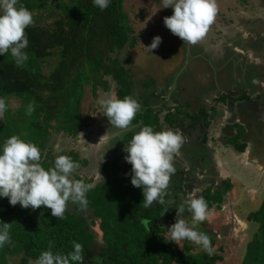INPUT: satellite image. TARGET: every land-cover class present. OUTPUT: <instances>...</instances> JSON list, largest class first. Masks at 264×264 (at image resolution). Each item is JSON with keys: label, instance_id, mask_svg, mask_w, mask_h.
I'll return each instance as SVG.
<instances>
[{"label": "trees", "instance_id": "obj_1", "mask_svg": "<svg viewBox=\"0 0 264 264\" xmlns=\"http://www.w3.org/2000/svg\"><path fill=\"white\" fill-rule=\"evenodd\" d=\"M125 2L112 0L109 8L102 11L92 0H20L33 13L35 22L26 29L29 59L23 66L18 67L10 53L0 56V97L8 105L0 121V145L13 135L31 141L42 152V165L51 167L54 158L47 148L53 132L62 130L74 136L83 127H88L90 117L83 116L81 109L87 85H92L94 91L99 85L107 90L110 85L105 77L112 75L117 82V97L132 96L130 74L114 57L127 45L134 48L138 43ZM55 11L59 13L53 22L43 21V15H52ZM247 25L250 36L239 35L234 43L240 49L254 51L261 57L264 52V21L247 20ZM228 48L229 52H233L229 56L234 55L235 63L231 74L237 78L238 84L246 88L237 97L224 92L215 100L224 105L227 99H251L249 92L258 89L264 78V65L250 61L232 47ZM47 66L50 67L49 72L46 71ZM12 98L21 101L17 115L9 103ZM30 102H34L35 110L29 116L26 109ZM163 109L166 110V107ZM164 110L146 109L139 116V120L144 122L142 127L151 125L155 131L165 130L159 115ZM176 114L179 113L169 111L166 122L175 124L178 121ZM195 117L197 121L205 118L204 124L209 126L211 114L206 109H200ZM147 118L151 121L146 122ZM241 134L232 136L229 142L243 151L246 144L240 141ZM208 140L207 136L201 144L205 145L209 155L213 150L207 146ZM196 146L187 148V153H195ZM76 154L73 151L69 156L80 164L82 160H78ZM193 159L189 175L196 179L198 163L196 158ZM122 160L123 157H117L105 161L102 166L103 181L88 193L86 208L100 219L103 239L107 244L102 251L107 259L100 264H217L224 261L225 247L219 245L218 238L210 232L208 235L215 248V254L211 256L192 242L184 241L182 246L169 242L167 229L175 222V208L179 204H173L165 217L161 216L163 205L157 207V202L145 208L142 189L131 184L132 166ZM209 162L205 159L200 165L201 171ZM186 173L185 168L177 170L176 176L181 175L178 185L183 184ZM229 189V185L215 191L210 187L201 196L206 199L209 208L214 204L220 208ZM73 208L65 212L64 218L58 219L45 206L33 211L19 204L10 205L8 198L0 199V221L11 224L12 237L11 244L0 249V264H11L12 258L20 256L21 264H34L50 243L54 246L53 251L66 253L71 250L72 241L81 243L85 248V264H97L88 258V251L94 244L89 224L82 214L77 213L81 207L74 204ZM185 213L191 215L187 208ZM251 220L260 224L261 231L249 244L243 264H264V202L260 210L252 214Z\"/></svg>", "mask_w": 264, "mask_h": 264}, {"label": "clouds", "instance_id": "obj_2", "mask_svg": "<svg viewBox=\"0 0 264 264\" xmlns=\"http://www.w3.org/2000/svg\"><path fill=\"white\" fill-rule=\"evenodd\" d=\"M92 2L103 11L109 8L112 0ZM162 3V8L173 9V14L164 18L165 26L184 43L191 45L207 35L218 13L216 0H162ZM34 22L33 13L20 0H0V56L10 53L16 65L23 66L29 59L26 29ZM161 43L162 37L157 35L146 48L152 52ZM98 104L110 125L125 131L130 129L142 108L132 96L120 99L106 95ZM7 110L5 99L0 97V118ZM34 110L35 104L30 102L27 115L30 116ZM183 143L179 132L172 129L155 131L151 125L143 126L126 143L127 155L124 159L132 166L131 184L142 189L145 208L154 206V202L165 205L161 216L175 203L170 198L169 185L176 172L174 155L179 153ZM79 167V162L71 156L58 155L53 165L45 168L40 148L31 141L13 135L0 145V199L8 198L10 205L19 204L33 211L45 206L51 209L53 217L62 219L70 203L86 208L89 204L88 193L95 187L93 183L75 179ZM186 208L191 213V222L184 218ZM175 210V222L167 229V240L178 245L181 241H189L209 256L215 254L210 236L196 229L198 223L210 220L213 215L206 199L203 196L194 197L176 206ZM10 232L11 224L0 221V249L11 244ZM71 245V250L65 253L53 251L54 246L50 243L34 264H85L83 245L76 241H72Z\"/></svg>", "mask_w": 264, "mask_h": 264}, {"label": "rangeland", "instance_id": "obj_3", "mask_svg": "<svg viewBox=\"0 0 264 264\" xmlns=\"http://www.w3.org/2000/svg\"><path fill=\"white\" fill-rule=\"evenodd\" d=\"M216 2L218 13L215 23L210 27L207 35L203 39L209 43V40H212L213 37H217L218 45H220L221 48L219 47L215 51L210 50V52L205 54V57L201 51L206 52V50L199 48L200 45L203 44L202 42L200 45L198 43L195 45H191L187 42L184 43L178 36L172 34L165 26L164 18L171 16L173 14V9L170 7L162 8V0H126V12L130 16L135 35L138 37V43L134 48L127 45L123 50L114 54V57L119 59V64L125 67L126 71L130 74L133 81L132 97L142 105V108L133 119L130 129L126 131L124 130L122 136H119V139L123 140L115 139L112 143L113 139L111 137L109 139L111 140V144L118 149L119 154L124 153L121 156L125 157L127 155L125 152L126 143L130 142L132 135L138 132L142 128V124H144V122L139 120V116L141 117L146 109L151 107L154 109L153 103L157 104L160 101L156 98H160L162 102V97H164L168 101V93L166 92L170 93L169 96L174 95L173 97L179 98L181 92L178 88L181 82H186L188 85H192L194 82L196 83L197 78L200 76L206 77V80H204L206 84H203L202 90L206 91V94L214 92V97H212L214 101H217L218 97L224 92L233 96L240 91L237 78L231 75L235 68L233 60L234 55L232 57L229 56V54H232L233 52H229L228 47H230V45L226 43L233 37L237 38L241 33L246 34L245 36L247 37L249 34L247 32V19L248 21L259 19L264 21V0H216ZM57 11L52 15H43V21L46 23L53 22L58 16L59 12ZM220 21L225 23V25L218 29L217 24H219ZM222 32H225V34L220 37L219 33ZM157 35L162 37V43L151 52L146 47L151 44L153 38ZM232 44H234V42H232L231 45ZM224 45L228 46L222 49ZM198 53L202 56L195 62L194 57ZM243 55L248 57L250 61H255L257 63L263 60L254 59L249 51H245ZM49 70L50 67L47 66L46 71L49 72ZM247 74H249V72ZM204 77L202 79H204ZM105 79L109 81L110 85L107 90L101 85L98 87L96 86V91L93 90L92 85L86 86L81 109L83 116L90 117L87 126H91L98 116H100V119L102 116L103 119L106 120L110 130H112L113 126L110 125L108 118L100 112L101 108L98 101L105 98L106 95L116 94L117 82L112 75L106 76ZM202 79L200 78L199 81ZM214 79H220L218 82L220 87H213L212 89V82ZM171 82H174L178 86L175 87V90L170 89L168 91L165 87L169 86ZM110 88L115 91L112 92V89L110 90ZM166 100H163V102L165 101L163 107L169 106ZM9 103L15 115H17V109L21 105L20 99L12 98ZM208 104L209 103L207 102V105ZM155 110L157 111V108H155ZM162 110L164 109L162 108ZM1 119H3V117L0 118V121ZM150 121L151 119L147 118L146 122ZM84 129L85 128L83 127L81 132ZM91 134L92 129L86 135H89L88 137H90ZM214 138H209L208 144L210 139H212L220 147L223 137L217 136ZM83 139L85 138L84 136L81 138L80 133L74 136H69L65 131L55 130L49 138L47 149L51 151V156L54 159L58 155L69 156L70 152H77L79 154H76L77 159L82 161L86 160V162L82 163L81 161L79 169L76 170L75 179L92 181V173L95 172H93L91 168H96L105 157L109 156L111 149L110 141L106 144L108 148L106 146H101L99 145L100 143H98L95 150L87 151L86 147H82V144L85 141L87 142L88 138L85 140ZM214 146H212V148L210 147V149H213ZM222 151H225L224 148ZM227 153L229 155L230 149L227 150ZM115 154H112V156ZM225 165L230 167L228 162H226ZM227 182L234 183L235 180L231 178ZM206 190L207 188L204 191ZM237 191H239V195H241L244 200V203L241 204V211L244 212L242 215L246 217L248 213H255L260 210L262 206L261 204L263 203L262 199H264V189L261 196L256 200L252 199L245 189L240 188L239 184L237 185ZM71 207H74V204L70 203L68 209H72ZM80 210H82V208ZM84 210L86 209L84 208ZM184 218L191 222V215L184 216ZM98 224L99 221L92 228L93 231H97L96 228L98 227ZM205 224L209 231L212 232V230H214V227L209 225L207 221L198 223L196 229L209 234L206 231ZM260 231V224L252 222L247 231L248 234L246 239H250L251 241L254 237L257 238ZM183 244L184 241H181L180 245L182 246ZM218 244L225 247V259L217 264H243L249 247L248 242L241 245H236L234 243L235 245L231 246V244L226 242V239L224 242L218 238ZM20 259L21 256L18 258H12L11 264H21Z\"/></svg>", "mask_w": 264, "mask_h": 264}, {"label": "crops", "instance_id": "obj_4", "mask_svg": "<svg viewBox=\"0 0 264 264\" xmlns=\"http://www.w3.org/2000/svg\"><path fill=\"white\" fill-rule=\"evenodd\" d=\"M262 18V17H260ZM264 18V17H263ZM247 19V18H246ZM248 20V19H247ZM225 23L222 21L217 24V28H221L224 26ZM220 37H222L225 32L219 33ZM242 37H244L246 34H240ZM218 36V35H217ZM250 36V34L247 35V37ZM245 36V38H247ZM235 40H238L237 38H231L226 44H229L230 47H232L234 50L244 53L245 50L240 49L237 45L232 44V42H235ZM210 42H206V40L202 39L201 41L198 42L200 45L201 42L203 44L200 45L199 48L202 50H206V52L201 51V53L205 54L207 52H210V50L215 51L217 48H221L220 45H218L217 37H213L212 40H209ZM228 45H224V47H227ZM254 59H260L264 60L263 53L261 54V57L259 55H256L254 51H249ZM202 55L201 54H196L194 57V61L198 58H200ZM263 56V57H262ZM206 57V56H205ZM260 61L259 64L264 65V62ZM255 62V61H252ZM233 77L234 75L231 74ZM204 76H200L197 78L196 83L192 85H188L186 82H181L180 86L178 89H180V97L175 98L172 96H169L170 93H168V101L162 97V102L160 98L159 103L155 104L153 103L154 109L157 108V110H161L163 108V105L165 104V101L169 104V106L166 107V110L161 112L160 119L165 127L164 129H172L174 131L179 132V134L184 133L186 136L189 137V142L188 145L191 148L193 146H196V150L194 151L195 153H191L189 151V154L187 153L186 156V164L185 167L187 168H192L191 163L193 162V158H196L195 160L197 161L198 165H196V177H199L201 174V168L200 165L205 161V159H208V154L206 152V147L205 145H202V140L207 137L206 135L202 134L201 128L203 125V122H205L204 119H200V121L196 119L195 115L200 111L201 108H205L214 118V116L217 113H220L223 116L222 121L228 120L230 123H240V120L242 121V115H237L234 116V107L232 110H230V106L228 108L227 104L224 105L222 103L217 104L212 97H214V92L206 94V91L202 90L203 84H206L204 80H206V77L202 79ZM202 79L199 81V79ZM219 80L220 79H214L212 82V89L213 87H220L219 85ZM221 82V81H220ZM217 85V86H216ZM178 85L175 84L174 82H171L169 86H166L165 88L169 91L170 89L175 90V87ZM237 86V85H236ZM235 86V87H236ZM112 88H110L111 90ZM216 90V89H215ZM115 91L112 89V92ZM233 91V90H232ZM261 91L262 94H264V78L262 80L261 86L257 89V93L260 94ZM115 97H117L116 94H113ZM164 95V94H163ZM118 98V97H117ZM207 102L209 103L207 105ZM247 106L248 104H244ZM180 106V112L177 111V109ZM178 107V108H177ZM143 110V109H142ZM169 111L173 113H179L176 114L178 121L175 122V124H171L170 122L167 123L165 120L166 115L169 113ZM219 111V112H218ZM98 116L96 118L95 122L91 124V126L86 127L82 132H80V136H84L85 139L88 138V141L83 142L82 147H86L87 151L89 150H95L96 146L99 145L101 146H106L107 143L109 142L110 137L113 139L114 137L121 136L123 130L116 129L112 127V130H110L107 122L103 117ZM210 121V120H209ZM244 122V121H242ZM93 125V126H92ZM206 127V125H204ZM90 127V128H89ZM89 128V129H88ZM92 129V138L91 136L88 137L89 135H86L88 132H90ZM88 131V132H87ZM207 132V131H206ZM83 133V135H82ZM124 133V132H123ZM216 133V132H215ZM213 133L211 137H217L219 136L218 133ZM86 136V137H85ZM97 136V137H96ZM253 139L255 138L258 139L256 140L257 143L254 145H248L245 150L240 151L236 149L235 146H231L228 142H221V145H219L214 142L212 139H210V142L208 144L209 147L214 148L212 149V154L214 157V166H215V171L217 172V175L215 176V182L217 184V189L223 190L226 188L228 185L230 186L229 191L226 192L222 203H220V208H218V205L215 204L212 209H210L213 213V216L211 217L212 219L208 220V224L212 225L214 227V230L209 231V229L206 227V231L210 234H219L220 240L225 242H228L229 244L232 245H241L245 242H248L249 244L254 240V238L250 241V239L247 238V231L249 230L251 223L256 221H252L251 217L253 213H248L246 217L242 214H244L243 211H241L242 203H244L243 198L241 195H239V191H237V185L239 184L240 188H243L247 191V193L250 195V197L254 200H256L258 197L261 196L262 191L264 189V130L263 133H252ZM94 137V138H93ZM209 137V136H208ZM210 137V138H211ZM83 139V140H85ZM94 139V140H93ZM190 139L192 140L190 142ZM215 139V138H214ZM260 139V140H259ZM90 140V141H89ZM216 140V139H215ZM262 140V141H261ZM110 143V152L109 156L105 157V159L100 162L104 163L105 161L113 158L112 154H115L114 156L119 157V155H123L118 153V149L115 148L112 144L111 141ZM113 143V142H112ZM125 143V142H124ZM108 148V147H107ZM224 148L225 151H222ZM230 149V153L228 155L227 150ZM124 157V156H122ZM178 159V154L174 155V161ZM190 159V160H189ZM228 159V160H227ZM125 159L123 158V161ZM228 162L230 167L226 166L225 163ZM211 168V167H210ZM95 172V171H94ZM90 178V177H88ZM233 178L235 180L234 183L227 182L229 179ZM104 179V175L102 171L99 169V172L92 173V181L95 186L101 183ZM197 183V182H196ZM237 183V184H236ZM195 185V184H194ZM262 202H264V199H262ZM263 204V203H262ZM261 204V205H262ZM235 243V244H234Z\"/></svg>", "mask_w": 264, "mask_h": 264}, {"label": "flooded vegetation", "instance_id": "obj_5", "mask_svg": "<svg viewBox=\"0 0 264 264\" xmlns=\"http://www.w3.org/2000/svg\"><path fill=\"white\" fill-rule=\"evenodd\" d=\"M261 86V83L259 84V87ZM238 87H240V91L243 90L244 85L238 84ZM258 87V88H259ZM250 89H253V87H250ZM240 91L238 93H236V97L237 95L240 93ZM257 93V89L256 90H251L250 93V97L251 99H239V100H234V99H227V106L229 108L230 106V110H232V108L234 107V116L237 115H242V118L244 122H242L240 120V123H230V121L225 120L222 121L223 116L220 113H217L214 118H212V116L209 118L210 120V124L209 126H204V122L201 128L202 134L209 136V138L212 136L211 134L213 133H218L219 136L223 137V142H228L231 146H233L230 142L229 139L232 136L235 135H240V141L242 143L246 144V147L248 145H254L255 143H257L255 138L253 139L252 133H263L264 130V95H262L261 91ZM262 95V96H260ZM219 104V103H217ZM244 104H248L247 106H245ZM205 109V108H204ZM219 112V111H218ZM124 131V130H123ZM123 131L122 132L123 134ZM207 131V132H206ZM183 137L184 143L181 147V149L179 150L178 153V159L176 161L173 160V164L174 167L176 168V172L175 174L171 177L170 180V185H169V193H170V198L173 199L175 201L174 205H180L182 203H184V201L186 200H190L194 197H199L203 194L204 190L207 188H212L213 191L217 190V184L215 182L216 179V175L217 172L214 170L215 166H214V157L213 154H209L211 156V158L209 157L207 160L210 161L209 164H207L206 168L204 171H201V175L199 177H197L196 179H192L193 177L189 175V171H190V167L187 168L185 167L186 164V156H187V151L186 149H190V147L188 146V142H189V137L186 136L184 133L180 134ZM122 136V135H121ZM120 136V137H121ZM119 136L114 137L112 142L115 139H119ZM212 138V137H211ZM243 140H246L248 142H243ZM260 140V139H259ZM111 141V140H109ZM192 140L190 139V142ZM262 141V140H261ZM208 146V142L206 143ZM208 151H206L207 153ZM119 153V152H118ZM122 154V153H121ZM113 158H116V156H112ZM122 157V156H120ZM111 158V159H113ZM124 158V157H123ZM210 159V160H209ZM190 160V159H189ZM89 164V163H88ZM104 163H99L96 168H91V170L94 172H99V169L102 171V166ZM81 165V163H80ZM211 167V168H210ZM83 168V167H82ZM181 168H185V171L187 172L185 175V181L183 182V184L178 185L179 181H181V175L180 176H176L177 175V170L181 169ZM97 172V173H98ZM103 173V171H102ZM177 178V179H175ZM176 180V183H175ZM197 182V183H196ZM195 184V185H194ZM215 205V204H214ZM156 206H159V203H156ZM71 210H74L73 207H71ZM76 208V207H75ZM84 210V208L82 210H79L77 213L78 214H82L85 219L86 222L89 224V228L91 230V233L93 234L94 237V244L92 245V247L90 248V250L88 251V258H90L91 262H96L98 261V264L103 263L105 259H107V257L104 256L103 254V249L105 246H107V244L105 243L104 239H103V231L100 228V224H98V227L96 228V230L93 231V227L97 224V222H100V219L95 217L93 215V211L91 209H87ZM170 210V209H168ZM165 211V205H163V209H162V213ZM168 214V211H166L162 216L165 217V215ZM184 216H188L186 213L184 214ZM101 235V236H100ZM101 238H100V237ZM214 236H216L217 238L219 237V234H214Z\"/></svg>", "mask_w": 264, "mask_h": 264}, {"label": "water", "instance_id": "obj_6", "mask_svg": "<svg viewBox=\"0 0 264 264\" xmlns=\"http://www.w3.org/2000/svg\"><path fill=\"white\" fill-rule=\"evenodd\" d=\"M246 140H243V142H245ZM246 142H248V141H246Z\"/></svg>", "mask_w": 264, "mask_h": 264}]
</instances>
